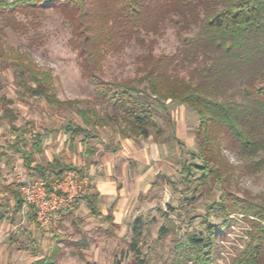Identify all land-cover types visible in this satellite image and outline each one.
Listing matches in <instances>:
<instances>
[{"label": "trees", "instance_id": "trees-1", "mask_svg": "<svg viewBox=\"0 0 264 264\" xmlns=\"http://www.w3.org/2000/svg\"><path fill=\"white\" fill-rule=\"evenodd\" d=\"M49 10L61 14L69 24L70 43L80 57L82 77L112 105L113 116L101 115L91 101L59 99L52 71L36 65L29 53L6 58V31L23 34L33 47L43 41L39 30ZM166 24L175 28L179 41L174 53L156 55L150 49L137 58L140 77L103 79L102 61L109 50L133 40L145 46L147 38L160 34ZM0 57L14 69L15 85L23 98L76 109L82 123L69 121L62 127L72 143L78 137L83 143L98 138L99 129L111 123L118 125L123 138H148L153 131L161 135L156 118L159 106L165 107L169 100L194 110L199 119V150L185 153L180 161L181 179L167 182L175 190L178 183H185L188 191L193 189V201L201 189H218L220 195L207 204L200 222L203 229L183 234L172 264H218L221 237L239 216L250 229L248 241L232 264H264V201L243 199L230 189L232 171L222 154L223 149L233 148L245 160L244 167L264 169V0H0ZM5 86L0 77V93ZM12 104V99L0 95L1 120H17ZM10 133L13 139L0 143V195L10 197L0 198V221L13 224L11 199L15 214L22 209L23 199L21 183H7L4 178L2 162L9 150L20 154L24 166L48 186L69 170L83 171L58 156L38 162L37 155L45 151L43 135L32 133L29 124H11ZM88 150L89 154L95 152L91 146ZM100 199V193L85 194L75 202V210L85 202L91 216L116 226L112 210L102 213ZM158 211L165 218L159 229L164 236L171 231L167 224L175 223L171 211L176 210ZM59 212L74 216V209ZM147 225L150 222L142 217L131 223L133 239L128 252L132 259L127 264H151L141 246ZM18 236L12 235L11 241L27 249ZM62 238L59 235L56 242ZM84 240L78 244L87 245ZM33 264H57V259L55 254L43 256Z\"/></svg>", "mask_w": 264, "mask_h": 264}, {"label": "rangeland", "instance_id": "rangeland-1", "mask_svg": "<svg viewBox=\"0 0 264 264\" xmlns=\"http://www.w3.org/2000/svg\"><path fill=\"white\" fill-rule=\"evenodd\" d=\"M39 31L44 37L43 41L29 47L30 42L26 36L7 30L3 37L6 58L10 60L18 53H29L36 65L52 71L54 92L59 99L91 101L96 104L101 115L113 116L115 111L112 105L107 104L98 90L82 77L80 57L70 43L71 28L65 18L58 12L49 10ZM152 38L156 39L154 43L150 42ZM178 45L175 28L166 24L160 34L147 38L145 46L133 40L120 49L109 50L102 61V77L107 81L140 77L137 60L140 55L148 53L150 49L156 55L172 54ZM0 77L6 85L0 95L13 100L11 107L18 117L13 123L0 119V143L5 144L13 139L11 124H29L32 133L43 135L45 152L37 155L40 162L45 163L54 156H59L67 163L78 166L84 158L81 148L85 146L79 145L82 138L76 139V151L68 150L69 140L63 137L62 130L69 121L82 123L76 109L60 108L49 104L45 99L23 98L15 85L14 69L2 61L1 57ZM2 112L0 105V115ZM159 112L160 116L156 119L162 130L161 135L153 131L148 138L131 137L130 143H134L124 151L127 153L125 158L118 160L116 183L117 188L119 186L122 189L121 203L125 206L117 213L116 226L112 227L110 223L91 216L83 203L74 210L73 217L58 212L59 215H54L53 222L45 227L33 221L34 213L31 210H21L16 214L12 211L11 215L15 218L13 224L10 221L0 222V264H33L43 256L54 254L57 264H127L132 259V254L128 252L129 243L133 239L131 223L137 217L150 222L144 228L141 246L144 252H148L151 264H172L176 246L183 234L203 229L200 222L206 214V206L216 200L220 193L218 189H201L193 201V189L188 191L185 183H178L175 190L167 182L168 179H181L180 161L185 153L198 152L196 134L199 119L196 112L187 105L171 103L170 100L165 107L159 106ZM99 132L100 136L90 139L88 143L91 147H101V157L106 158L109 157V151L105 147H117L123 138L115 123L100 128ZM139 144L142 146H138ZM222 154L232 171L230 189L243 199L264 201V169L250 170L244 167L245 160L233 148L223 149ZM2 163L6 166L4 174L8 182L35 180L24 166L20 154L9 150V157ZM128 167L134 180L128 181L130 177L123 174ZM114 200L119 202L120 196L119 199H112ZM170 207L176 210L171 211L175 223L167 224L171 231L161 236L159 229L164 225L165 218L158 209L167 212ZM242 217L239 216L221 237L218 264H232L234 257L248 241L250 226ZM16 233L19 235L18 241L26 244L27 249H22L19 243L11 241L12 235ZM59 235L63 236V240L57 243ZM82 239H85L87 245L78 244Z\"/></svg>", "mask_w": 264, "mask_h": 264}, {"label": "crops", "instance_id": "crops-1", "mask_svg": "<svg viewBox=\"0 0 264 264\" xmlns=\"http://www.w3.org/2000/svg\"><path fill=\"white\" fill-rule=\"evenodd\" d=\"M62 130L64 131L63 137H66V140H69L67 149L68 150H72V151H76V148H77L76 141L72 143L69 134L66 133V131L64 129H62ZM130 138L131 137L123 138L120 141V143H119V145L117 147H112L111 145H107L105 148L108 149V151H109V157H106V158H102L101 157V155L103 153L101 147H99V146L98 147H94L95 148V152L92 153V154H89L88 146H90V144L89 143H83L82 141L79 142V145L85 146V147L81 148V150L83 151L84 158L80 161V164L78 165L79 167L76 166V165L75 166L78 167L79 169H82V171H84L85 173L83 172L81 174L88 175L89 179L91 180L87 194L91 193V192L100 193V195H101L100 207H101L102 213L103 214H107L109 211L112 210L113 215L115 217V221L117 220L118 211L120 212L121 209L123 208L122 206H125L124 203H121L122 189H120L119 186L117 188V183H116V177L117 176L115 175V171H118V167H119V166H117L118 160L121 161L122 157L125 158L124 156H125V154H127L124 151H126L127 147L129 148L130 144L134 143V142L130 143ZM138 146H142V144H139ZM133 148L135 149V147H133ZM142 149L144 150V148H142ZM130 150L133 151V149H130ZM53 158L51 160H53ZM51 160H48V161H51ZM61 160L63 162H65V163H67V161H64L63 159H61ZM37 161L40 162L38 159H37ZM67 164H72V163H67ZM2 167L4 169L6 168V166L3 163H2ZM129 168L130 167H128V169L123 171L124 175L130 177L128 181H130V179L134 180V178L131 177L132 171ZM122 169H124V167ZM74 170H76V169H74ZM27 171L35 179V180L27 179L28 181H35V182L36 181H44V182H46L45 180L38 179L36 176H34L33 171H30L28 169H27ZM126 172H127V174H126ZM4 178L6 179L5 174H4ZM145 179H147V178L145 177ZM145 179H143V181ZM11 182H13V181H11ZM7 183H10V182L7 181ZM21 185H22V183H21ZM119 196H120V201L119 202L115 201V200L112 201L113 198H116V199L118 198L119 199ZM0 198H2V200H5V199H8L10 197L7 194H1ZM10 203H11V207H12V211H13V209H14V201L11 199ZM82 203L85 204L84 206L87 208L86 203L85 202H82ZM107 203H108V205H107ZM74 205H75V203L73 204V206ZM109 205H110V207H108ZM73 206L70 208L71 210H73V209L75 210V207L73 208ZM29 210H31L34 213L33 215H35L34 218H32L33 221L37 222L36 214H35L34 210L33 209H28V211ZM87 210L90 213L88 208H87ZM62 214H65V213H62ZM57 215H59V214H57ZM57 215H56V217H57ZM6 221H0V222H6ZM37 224L39 226H41L38 222H37ZM41 227H45V226H41Z\"/></svg>", "mask_w": 264, "mask_h": 264}, {"label": "built area", "instance_id": "built-area-1", "mask_svg": "<svg viewBox=\"0 0 264 264\" xmlns=\"http://www.w3.org/2000/svg\"><path fill=\"white\" fill-rule=\"evenodd\" d=\"M90 185L89 176L76 170L67 171L56 179L51 186L44 181L22 182V211L33 209L37 222L48 226L54 215L60 210L70 209L82 196L87 194Z\"/></svg>", "mask_w": 264, "mask_h": 264}]
</instances>
